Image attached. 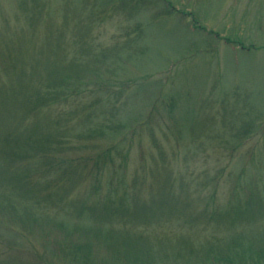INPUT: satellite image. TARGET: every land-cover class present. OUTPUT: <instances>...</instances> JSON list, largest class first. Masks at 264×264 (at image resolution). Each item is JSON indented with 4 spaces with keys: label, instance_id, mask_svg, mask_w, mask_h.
<instances>
[{
    "label": "rangeland",
    "instance_id": "1",
    "mask_svg": "<svg viewBox=\"0 0 264 264\" xmlns=\"http://www.w3.org/2000/svg\"><path fill=\"white\" fill-rule=\"evenodd\" d=\"M262 249L264 0H0V264Z\"/></svg>",
    "mask_w": 264,
    "mask_h": 264
},
{
    "label": "trees",
    "instance_id": "2",
    "mask_svg": "<svg viewBox=\"0 0 264 264\" xmlns=\"http://www.w3.org/2000/svg\"><path fill=\"white\" fill-rule=\"evenodd\" d=\"M73 91H74L73 94H71V95H73V97H75V96L77 97V96H80L81 95V92L78 89H73ZM50 98L53 99V96H51ZM45 102H48V100H42L41 99L39 101L38 105L40 106V105H42ZM9 140L12 141L11 139H9ZM7 141L8 140H6V142ZM10 141H9V144H13V142H10ZM31 141L33 142V140H31ZM59 142H61V143H59ZM59 142H58L59 144L57 143L56 145L57 146H61V148L60 149L57 148V147L54 148L58 152L64 150V143H63V141H59ZM3 143H5V142L3 141ZM27 144H31V142L28 141ZM23 146H18V148L21 149V153H23L25 155H19L18 152H17V150H15L14 148H8V151H7V149H5V152L4 153L3 152L1 153L2 158L3 157H6L8 159V161H10V162L14 161L15 160L14 159L15 157L18 158V159H20V160H23V161L34 160V157L33 156H31L29 153H25V151L22 149V148H25V146L24 147ZM36 163H38V162H36ZM44 165H45V163H44ZM39 166L40 167H38V168H41L40 169L41 172L39 173L40 176H44L48 172L50 173V171H48L47 169H43L42 168L43 167L42 164L41 165L39 164ZM62 166L65 169V171L63 173L64 177L65 178L66 177H70L71 178L74 175V172L69 171V168L70 169L72 168L71 165H68V167H66L67 165H65V166L62 165ZM22 177H23L22 175L19 178L15 176V179H13V182H14V184L16 186H20V188H26L29 185L30 181H32V177L33 176H32V174H30V173L27 172V174L23 178ZM121 211L122 210L120 209V212ZM140 215L143 217L142 213ZM35 256H36V254H34V257ZM239 257H241V256L239 255ZM39 259L40 258L38 257V260ZM41 260L42 259H40L39 261H41ZM261 260H264V249H262L261 251H259L257 254H253L249 261H247V260L243 261L242 259H240L241 262H239V263L240 264H246V261H247L248 262L247 264H262L261 263ZM43 262L45 263V261H43ZM225 262H226V264H233L234 263V260L233 259H231V260L230 259H227V260H225Z\"/></svg>",
    "mask_w": 264,
    "mask_h": 264
}]
</instances>
